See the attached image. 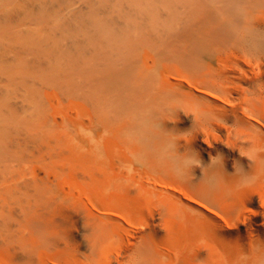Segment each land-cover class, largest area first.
<instances>
[{"label":"bare ground","instance_id":"1","mask_svg":"<svg viewBox=\"0 0 264 264\" xmlns=\"http://www.w3.org/2000/svg\"><path fill=\"white\" fill-rule=\"evenodd\" d=\"M183 4L188 40L203 45L214 36L216 45L192 54L119 53V134L104 135L100 146L83 132L68 150L45 151L24 135L26 122L14 116L41 115L34 128L49 118L30 91L35 82L20 86L16 77L0 72V264H131L134 257L144 264H258L264 259V0ZM148 21L145 9L139 27ZM0 45L5 62L16 57L17 45ZM177 99L199 102L220 122L199 131L194 117L181 110L167 120ZM92 104L87 121L80 118L98 130L104 111L96 99ZM187 119L193 123L191 136H179ZM163 133L179 136L177 153L199 161L183 182L164 164L132 162L130 154L138 151L151 158ZM115 153L119 166L108 157L117 158ZM243 174L257 181L241 186ZM209 177L219 178V190L208 191L204 178ZM256 198L262 204L252 208ZM37 233L47 237L46 247H35Z\"/></svg>","mask_w":264,"mask_h":264},{"label":"rangeland","instance_id":"2","mask_svg":"<svg viewBox=\"0 0 264 264\" xmlns=\"http://www.w3.org/2000/svg\"><path fill=\"white\" fill-rule=\"evenodd\" d=\"M183 3L184 0H0V43L10 42L18 48L14 59L5 62L0 57V72L5 73L3 77H16L20 86L35 82L30 91L39 96L43 105L40 110L49 117L34 128L41 115L32 119L14 112L15 117L26 122L21 127L24 135L36 139L45 151L49 146L53 147L51 151H66L85 134L92 137L94 146L104 143V135L119 134V53L192 54L193 49L194 53H203L216 45L214 36L205 39L203 45L188 40ZM145 9L149 10V21L141 29ZM57 20L59 23H55ZM187 44L191 47L188 51ZM92 99L104 111L98 130L84 122L90 116ZM192 127L187 119L177 133L186 137L184 134L191 133ZM86 149L90 147L86 145ZM108 157L119 166L118 157ZM258 204L262 203L256 198L251 207Z\"/></svg>","mask_w":264,"mask_h":264},{"label":"clouds","instance_id":"3","mask_svg":"<svg viewBox=\"0 0 264 264\" xmlns=\"http://www.w3.org/2000/svg\"><path fill=\"white\" fill-rule=\"evenodd\" d=\"M177 110L183 111L185 114H191L198 130L202 131L208 129L214 122H220L218 117L211 110L207 109L204 105L197 101L177 99L169 106V115L167 120L175 119V113ZM160 127V126H158ZM184 136H191V133L184 134ZM179 136L163 133L162 145L153 152L151 158L142 151L131 153V159L134 164L142 167H149L150 161L166 165L169 173L178 181L183 182L186 177L190 176V171L194 166L199 164L195 155L185 153L180 155L177 153V141ZM218 161H213V165H217ZM257 181V177L254 175L243 174L239 180V184L244 187L253 185ZM204 182L208 191H217L220 188V180L218 177L204 178ZM177 218L180 217L178 212ZM47 246V237L43 233H37L35 237V247L40 249ZM131 264H144V261L139 257H134ZM258 264H264V259L258 261Z\"/></svg>","mask_w":264,"mask_h":264}]
</instances>
